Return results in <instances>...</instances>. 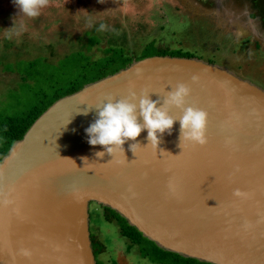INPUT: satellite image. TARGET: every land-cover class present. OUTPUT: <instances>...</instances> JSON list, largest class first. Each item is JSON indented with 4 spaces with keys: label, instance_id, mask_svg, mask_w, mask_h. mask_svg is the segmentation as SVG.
<instances>
[{
    "label": "water",
    "instance_id": "water-1",
    "mask_svg": "<svg viewBox=\"0 0 264 264\" xmlns=\"http://www.w3.org/2000/svg\"><path fill=\"white\" fill-rule=\"evenodd\" d=\"M181 83L185 107L207 114L204 145L184 141L179 120L158 145L147 130L112 156L88 143L94 106L151 92L161 107ZM96 206L182 258L264 264V89L199 58L154 56L59 99L0 162V264H97Z\"/></svg>",
    "mask_w": 264,
    "mask_h": 264
},
{
    "label": "rangeland",
    "instance_id": "rangeland-1",
    "mask_svg": "<svg viewBox=\"0 0 264 264\" xmlns=\"http://www.w3.org/2000/svg\"><path fill=\"white\" fill-rule=\"evenodd\" d=\"M101 23L104 31L97 30ZM152 42L199 52L205 61L221 59L264 89V0H48L34 18L14 0H0V116H22L41 90L54 81L63 85L81 69L82 55L90 58L89 68L113 48L134 61L159 50ZM27 69L35 72L31 83ZM92 213L91 230L107 247L97 264H155L120 236L115 223L100 218L99 207Z\"/></svg>",
    "mask_w": 264,
    "mask_h": 264
},
{
    "label": "clouds",
    "instance_id": "clouds-1",
    "mask_svg": "<svg viewBox=\"0 0 264 264\" xmlns=\"http://www.w3.org/2000/svg\"><path fill=\"white\" fill-rule=\"evenodd\" d=\"M20 11L29 18L38 17L41 9L48 5V0H14ZM89 24L92 23L89 19ZM106 25L101 23L98 31H104ZM149 93H141L139 96L132 92L122 99H109L97 109V118L85 130L88 143L92 146H104L107 153H113L122 147L127 141H135L141 133L147 130V138L153 145H158L160 135L172 130L174 123L179 120L181 125V138L184 141L204 145L206 143L205 111L194 107H185L186 98L190 95V88L185 84H177L174 89L167 92L163 106L158 107L159 101H153ZM177 108L182 115L177 119L170 115V109ZM142 117L143 123L138 120ZM83 114L87 115V112ZM134 143L131 151L134 152ZM102 157L104 152H98ZM125 155V153H124ZM126 157V156H125ZM239 194V193H237ZM27 255V252L24 253Z\"/></svg>",
    "mask_w": 264,
    "mask_h": 264
},
{
    "label": "trees",
    "instance_id": "trees-1",
    "mask_svg": "<svg viewBox=\"0 0 264 264\" xmlns=\"http://www.w3.org/2000/svg\"><path fill=\"white\" fill-rule=\"evenodd\" d=\"M154 43L155 42L150 43V46H156ZM156 47L159 50H153V54H142L138 58L134 59V61H140L145 58L154 56L201 59L199 52H193L189 50H186L185 52L183 49H170L168 47L165 48L163 45ZM82 56L84 57V59L82 60L84 64L81 63V69L78 70L75 74L70 75L63 85H60L54 81L52 84H49V87L47 86L48 90H41L39 93L37 92L38 94L35 98L36 102H34V104L26 112H24L22 116L17 118H4L0 116V162L7 155L12 145L16 141L21 140L24 134L31 127V125L56 101L80 91L87 84H91L107 76L113 75L120 70L127 68L130 64H132V62H134L133 58H131V55L121 48L110 49L106 57L93 62V68H89V66H91L89 65L91 63L90 58L88 56ZM215 61L218 62V65L221 66L228 65L221 59L216 60L215 58H210L207 60V62L209 63L217 64ZM29 66L32 70L34 69L33 63H31ZM26 73L28 74L27 77L29 78V82L31 83L33 81V77L31 74H34L35 72H30V70L27 69ZM36 74H38L37 71ZM99 208L102 210V215L98 214L100 218H102L104 222L115 223L119 229L120 236L126 239L132 247H137V250L142 255V257L148 259L149 261H151V263L206 264L192 259H185L179 255L168 253L159 249L154 243L144 238L142 234L139 233L135 228L129 226L128 223L116 212L108 208H103L101 206ZM92 215L93 213L90 217V230ZM91 233L94 255L97 258V255L103 254L107 251V247L100 241L99 237H97V235L92 232V230ZM170 261L173 262L170 263Z\"/></svg>",
    "mask_w": 264,
    "mask_h": 264
}]
</instances>
